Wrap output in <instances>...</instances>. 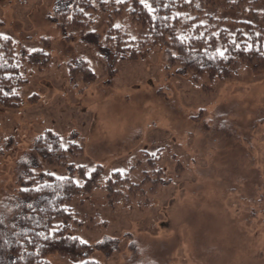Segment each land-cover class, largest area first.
I'll return each instance as SVG.
<instances>
[{
  "label": "rangeland",
  "instance_id": "obj_1",
  "mask_svg": "<svg viewBox=\"0 0 264 264\" xmlns=\"http://www.w3.org/2000/svg\"><path fill=\"white\" fill-rule=\"evenodd\" d=\"M111 1L87 34L57 25L63 0H0V35L38 63L24 69L20 105L0 104V235L37 222L32 210L41 200L26 190L44 173L77 169L83 184L100 165L98 186L82 188L73 203L90 260L264 264V70L242 65L229 80L195 81L164 45L117 60L105 49V22L121 23L133 38L144 31L131 9L113 11L123 0ZM258 6L263 13L264 2ZM85 65L95 81L85 79ZM47 136L83 147L70 169L46 164ZM113 172L128 178L122 190L130 201L108 203ZM130 184L141 187L132 192Z\"/></svg>",
  "mask_w": 264,
  "mask_h": 264
},
{
  "label": "trees",
  "instance_id": "obj_2",
  "mask_svg": "<svg viewBox=\"0 0 264 264\" xmlns=\"http://www.w3.org/2000/svg\"><path fill=\"white\" fill-rule=\"evenodd\" d=\"M65 5L57 15V25L63 31L87 33L101 12L114 4L111 0H63ZM132 2V3H131ZM264 0H123L116 5L117 14L131 9L133 19L144 31L140 38L128 35L121 23L107 20L105 49L121 61H135L146 57L156 47L164 45L173 53V59L197 81L201 76L210 79L229 80L242 65H252L264 70V12L259 3ZM128 4V6H126ZM223 9V14L218 13ZM123 11V10H122ZM37 62L18 53L12 38L0 35V104L4 108H16L21 103L20 88L28 82L24 69ZM88 82L95 81L92 70L85 65ZM46 164L71 168L73 158L84 149L73 141L47 136L42 141ZM5 149L0 146V161ZM85 175L84 166L79 167ZM77 169L67 175L44 173L26 191L41 200L32 211L37 222L11 236L0 235L1 264H53L54 254L72 258H86L81 264H100L89 259L90 248L77 234L83 222L73 207L82 188L90 192L98 186L99 174L105 170L97 165L83 184L75 177ZM128 178L113 172L107 181L108 203L120 196L129 198L122 188ZM141 184H130L134 187ZM117 187V188H116ZM130 201V198H129ZM88 257V258H87Z\"/></svg>",
  "mask_w": 264,
  "mask_h": 264
}]
</instances>
